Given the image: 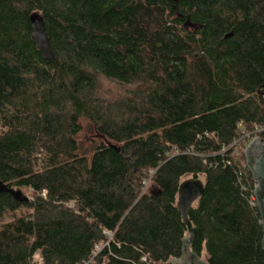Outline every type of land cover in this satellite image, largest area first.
Returning <instances> with one entry per match:
<instances>
[{"label": "trees", "instance_id": "obj_1", "mask_svg": "<svg viewBox=\"0 0 264 264\" xmlns=\"http://www.w3.org/2000/svg\"><path fill=\"white\" fill-rule=\"evenodd\" d=\"M263 89L264 0H0V182L30 194L0 193V264H171L178 190L200 177L191 251L264 264L238 142L264 129ZM84 119L105 139L90 157Z\"/></svg>", "mask_w": 264, "mask_h": 264}, {"label": "water", "instance_id": "obj_2", "mask_svg": "<svg viewBox=\"0 0 264 264\" xmlns=\"http://www.w3.org/2000/svg\"><path fill=\"white\" fill-rule=\"evenodd\" d=\"M173 1L175 3V10H177L180 0ZM30 23L32 40L36 44L38 50L45 59L55 60V56L51 49L50 38L42 16L39 13L32 14ZM190 27L193 28L194 26L190 25ZM229 37H231V35H229ZM261 94L264 95V89ZM245 157L248 168L258 186L255 196L264 228V145L261 143L260 138L249 145ZM204 191L205 183L195 178L182 182L179 187L177 209L181 213L183 222L189 230V238L184 242L182 257L180 259L171 260V264H206V262L202 261L199 256L190 249V244L193 243L198 236V229L193 227L189 218L190 210L201 199ZM0 193H9L20 203H27L30 201L28 197L24 196L22 191L9 189L2 182H0Z\"/></svg>", "mask_w": 264, "mask_h": 264}, {"label": "rangeland", "instance_id": "obj_3", "mask_svg": "<svg viewBox=\"0 0 264 264\" xmlns=\"http://www.w3.org/2000/svg\"><path fill=\"white\" fill-rule=\"evenodd\" d=\"M106 89L107 91H110L114 93H119L121 91H125L123 87H117L114 84H106ZM81 126H82V132L79 135V144L82 149V154H86L87 156L90 157L92 154L94 148L98 145L101 144L103 141H105L104 138H102L98 132L96 131L95 127L88 121V120H82L81 121ZM191 179V178H186L184 181ZM200 180L203 181V177H200ZM183 181V182H184ZM149 188V187H148ZM30 194H27L29 197ZM39 258L37 257V260ZM205 257H203L201 260L205 262Z\"/></svg>", "mask_w": 264, "mask_h": 264}, {"label": "built area", "instance_id": "obj_4", "mask_svg": "<svg viewBox=\"0 0 264 264\" xmlns=\"http://www.w3.org/2000/svg\"><path fill=\"white\" fill-rule=\"evenodd\" d=\"M242 127V126H241ZM264 133V129H256L254 132H250V133H247L245 134L244 136H242L238 142H245V147H246V150H245V153L249 147V145L255 141L256 139L260 138L261 139V143L264 145V136L262 135ZM249 139V141H248ZM237 142V143H238ZM236 143V144H237ZM148 186V184H147ZM258 188V186H257ZM254 201H256L257 203V200H256V196H255V199ZM257 206H258V203H257Z\"/></svg>", "mask_w": 264, "mask_h": 264}]
</instances>
